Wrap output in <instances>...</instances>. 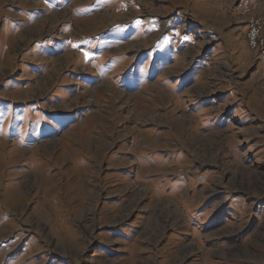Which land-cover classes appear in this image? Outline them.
<instances>
[{"label": "rangeland", "instance_id": "1", "mask_svg": "<svg viewBox=\"0 0 264 264\" xmlns=\"http://www.w3.org/2000/svg\"><path fill=\"white\" fill-rule=\"evenodd\" d=\"M240 1L0 0V264H264Z\"/></svg>", "mask_w": 264, "mask_h": 264}, {"label": "built area", "instance_id": "2", "mask_svg": "<svg viewBox=\"0 0 264 264\" xmlns=\"http://www.w3.org/2000/svg\"><path fill=\"white\" fill-rule=\"evenodd\" d=\"M239 12L249 15V30L246 35V41L251 51H256L259 56L258 61H264V0L261 1L259 9L252 10L245 0L239 3ZM252 10V11H251Z\"/></svg>", "mask_w": 264, "mask_h": 264}, {"label": "crops", "instance_id": "3", "mask_svg": "<svg viewBox=\"0 0 264 264\" xmlns=\"http://www.w3.org/2000/svg\"><path fill=\"white\" fill-rule=\"evenodd\" d=\"M245 1L248 4V6L252 7L254 10H258L259 7H260V3H261L262 0H245ZM230 2H231V0H220L219 8L225 6L227 8L226 10H228L229 7H230L229 6L230 5ZM221 11L222 12L216 11L215 12L216 14H214V15L213 14L207 15V16H210L211 17V18H208L207 21L204 19L205 20V23L207 24L206 25L207 28L210 27V29L212 31H217V27H213L212 25H210L211 24V21H213L217 25H221L222 27H223L224 24L225 25L226 24L227 25L230 24L229 27L230 26H233V28L231 27L232 29L229 30V34H232L233 35V34H238L239 33L240 35H243V32L245 31L244 41L247 43V41H246V35L248 33V30H249V26L247 25L248 24V21L240 18L238 12H236L234 14V16H233L230 12L227 13V11H225L224 9L223 10L221 9ZM222 13H224L225 15L223 17H220V14H222ZM194 21H196L197 23H199L198 20H194ZM217 52H218V49L216 48L214 53H217ZM256 69H257L258 72L260 71V69L258 67Z\"/></svg>", "mask_w": 264, "mask_h": 264}]
</instances>
